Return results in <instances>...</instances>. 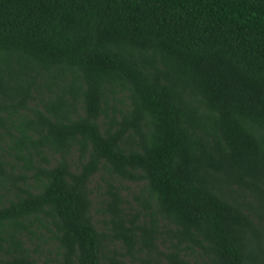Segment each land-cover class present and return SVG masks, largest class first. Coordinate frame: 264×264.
Masks as SVG:
<instances>
[{
	"label": "trees",
	"instance_id": "1",
	"mask_svg": "<svg viewBox=\"0 0 264 264\" xmlns=\"http://www.w3.org/2000/svg\"><path fill=\"white\" fill-rule=\"evenodd\" d=\"M137 262L264 264V0H0V264Z\"/></svg>",
	"mask_w": 264,
	"mask_h": 264
},
{
	"label": "rangeland",
	"instance_id": "2",
	"mask_svg": "<svg viewBox=\"0 0 264 264\" xmlns=\"http://www.w3.org/2000/svg\"><path fill=\"white\" fill-rule=\"evenodd\" d=\"M95 178H96L95 180H96L97 182L92 181V186H93V188L95 189L94 192H100V191L103 190V187L101 186V185H102V184H101V181L98 179L97 176H96ZM122 183H124L125 185H127V186H129V187H133V184L130 183V182L123 181ZM94 208H96V209L99 211V209H100L101 207H100L99 204H94L93 209H94ZM96 209H95V211H96ZM137 264H143V263H142V262H137Z\"/></svg>",
	"mask_w": 264,
	"mask_h": 264
}]
</instances>
